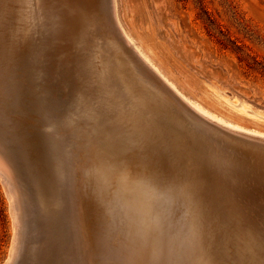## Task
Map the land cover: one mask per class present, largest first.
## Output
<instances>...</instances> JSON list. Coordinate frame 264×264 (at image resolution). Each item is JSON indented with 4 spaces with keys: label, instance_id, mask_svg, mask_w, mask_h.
Instances as JSON below:
<instances>
[{
    "label": "bare ground",
    "instance_id": "bare-ground-1",
    "mask_svg": "<svg viewBox=\"0 0 264 264\" xmlns=\"http://www.w3.org/2000/svg\"><path fill=\"white\" fill-rule=\"evenodd\" d=\"M66 1L67 28L90 39L82 85L73 101L68 95L72 102L60 121L42 124L47 166L33 158L34 148L24 154L27 175L22 192L18 188L22 197L15 196L9 264H244L252 234L258 244L264 229L263 214L258 221L251 215L250 195L264 190V147L229 142L165 114L132 53L189 108L222 129L264 140V112L208 83L195 96L184 94L156 49L122 26L116 0ZM48 17L45 0H0V135H17L25 147L12 117H21L22 109L17 73L25 71L22 53L45 33ZM5 142L0 148L16 164V149ZM0 176L14 180L2 163ZM42 247L51 252L37 251Z\"/></svg>",
    "mask_w": 264,
    "mask_h": 264
},
{
    "label": "rangeland",
    "instance_id": "rangeland-1",
    "mask_svg": "<svg viewBox=\"0 0 264 264\" xmlns=\"http://www.w3.org/2000/svg\"><path fill=\"white\" fill-rule=\"evenodd\" d=\"M116 2L118 17L121 19L122 26L126 27V31L130 32L133 37L135 36L138 43L153 46L156 49V57L164 66L163 70H167L169 74L171 73V78H174L172 80L177 83L178 88L184 94L190 97L192 95L195 96V94H199L200 85L208 83V85L212 84L226 90L228 95H234L250 104L254 109L264 112V0H116ZM45 4L49 14L46 31L36 40L34 47L26 49V52L24 51L25 54L22 53L23 55L21 56L20 68H23L22 65L26 63L27 65L24 66L23 70L30 71V73L22 71V69L18 71L19 74L17 73V77H19L17 84L20 85L21 83V86H19L21 88L20 91L23 90L18 94L21 96L18 98V102L20 103V109L22 106L23 110H20L21 117L17 116L19 115L17 113L12 116L17 126V132L14 134L22 133L23 131L22 134L24 136H22L28 142L27 148L23 142L21 143L22 140H18L17 135L11 138V133L7 131L3 135L4 138L0 135V147H3L4 143L6 144L5 141H7L10 148L14 147L16 149L15 162L17 164H12V161L5 156L6 153L4 152L7 150L0 148V150H4L0 151V164L2 163L4 169L6 171L9 170L10 175L14 176V180L11 181L4 178L5 181L0 176V264H6L7 262L9 264V261H11L9 258H11L12 233L16 230V219L14 218L16 216L18 218V211L16 210H18L19 206L17 201H15V196L19 194L22 197L19 191L26 180L25 175H27V172L23 171L27 169V166L26 169L24 166L26 162L24 154L32 147L30 150H34L32 152L33 158L38 161V164L40 163V167L47 166V152L40 134L41 127H43L42 124H44L45 120H53L54 117V121H60L67 112V108L70 107V103L74 100L76 92L82 85L84 66L82 64L85 63V56L90 43V39L82 38L79 34L73 36V33L67 28L65 17L69 13L70 6L66 0H45ZM28 65L30 68H28ZM44 74L45 76L47 74V76H43ZM18 75L23 76L20 78ZM28 75H32V77ZM28 77L30 80L27 79ZM32 86L34 88H31ZM41 86H45L43 87L44 89ZM26 88L28 90L33 89L32 91L35 94L26 90ZM36 93H38V96ZM68 95L72 97V101ZM25 96L28 99H25ZM31 96L33 98L29 99ZM37 103H41V105H38L39 109L36 107ZM23 112L24 114H22ZM51 114L52 119L49 118ZM35 115L38 119H36ZM20 118H23V120ZM43 118L44 120H42ZM20 121L22 123L24 121L28 122V125L25 122L20 124ZM30 121L34 128L31 126ZM22 125H24L25 129L22 128ZM1 126L3 128V123ZM25 165H28V163ZM2 182H5V186L4 184L2 185ZM10 192L13 196L10 195ZM253 192H250V195H254L252 197V209L254 211L251 210V215L255 216L253 218L258 221L263 219L262 214L264 216V190ZM10 205L13 206L11 207ZM257 207L259 209H255ZM30 241V238L26 237L27 247ZM47 248L43 249L42 247L41 250L37 248V251L40 253L43 251L42 254H45L46 251L51 252Z\"/></svg>",
    "mask_w": 264,
    "mask_h": 264
},
{
    "label": "water",
    "instance_id": "water-1",
    "mask_svg": "<svg viewBox=\"0 0 264 264\" xmlns=\"http://www.w3.org/2000/svg\"><path fill=\"white\" fill-rule=\"evenodd\" d=\"M132 60L140 77L144 79L152 89L158 91L157 93L161 99L162 105L165 107L167 112L165 114L182 119L188 123H192L201 129L204 128L223 137L226 141L241 145H259L264 147V140L222 129L205 120L189 108L170 88H168V86L158 76H156L135 53H132ZM1 121L2 119L0 120V125L2 124Z\"/></svg>",
    "mask_w": 264,
    "mask_h": 264
},
{
    "label": "snow or ice",
    "instance_id": "snow-or-ice-1",
    "mask_svg": "<svg viewBox=\"0 0 264 264\" xmlns=\"http://www.w3.org/2000/svg\"><path fill=\"white\" fill-rule=\"evenodd\" d=\"M253 242L247 249V256L244 258V264H264V229L261 230L259 236V243H255V235ZM162 257L166 258L165 253L162 251Z\"/></svg>",
    "mask_w": 264,
    "mask_h": 264
}]
</instances>
